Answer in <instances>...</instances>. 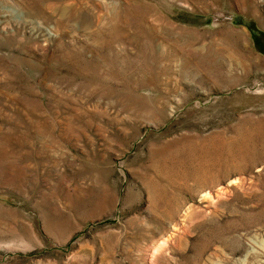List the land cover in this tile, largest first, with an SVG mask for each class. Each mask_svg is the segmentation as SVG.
<instances>
[{"label":"rangeland","instance_id":"374dc122","mask_svg":"<svg viewBox=\"0 0 264 264\" xmlns=\"http://www.w3.org/2000/svg\"><path fill=\"white\" fill-rule=\"evenodd\" d=\"M260 234L264 0H0V264H204L226 238L264 264Z\"/></svg>","mask_w":264,"mask_h":264},{"label":"bare ground","instance_id":"6f19581e","mask_svg":"<svg viewBox=\"0 0 264 264\" xmlns=\"http://www.w3.org/2000/svg\"><path fill=\"white\" fill-rule=\"evenodd\" d=\"M11 8L12 10L17 12V15H20V13L14 7H11ZM235 228L236 227L234 226L231 229H235ZM226 239H227V242L221 246L222 251H223L221 255L222 257L217 258L218 255H216L215 257L209 255L208 258L204 261V264H227L231 262L235 264L237 263L236 262L237 260H233V258L230 257L229 254L235 253L240 250V242H237L235 240L228 239V238ZM252 240L258 242L261 246H264V239L262 238L261 234L259 235L258 238L252 237ZM188 262L189 264H193L190 256L188 257Z\"/></svg>","mask_w":264,"mask_h":264}]
</instances>
